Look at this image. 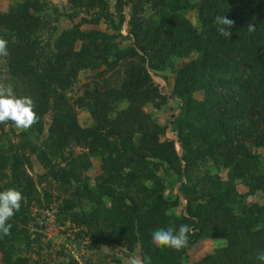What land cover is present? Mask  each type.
<instances>
[{
    "label": "rangeland",
    "instance_id": "obj_1",
    "mask_svg": "<svg viewBox=\"0 0 264 264\" xmlns=\"http://www.w3.org/2000/svg\"><path fill=\"white\" fill-rule=\"evenodd\" d=\"M172 1L132 0L119 8L117 0H0V36L8 40L10 53L0 57V82L17 94L24 87L21 79L29 80L25 96L34 98L38 92L32 80H41L47 71L45 83L55 87L51 96L67 104L53 136L58 146L63 142V150L51 149L62 159L50 156L49 143H42L45 133L0 123V145L19 146L29 139L51 163L40 162L37 153L27 154L33 189L30 201L24 202L26 223L19 219L18 240L6 248L13 251L11 264H127L132 255L150 257L151 264H262L256 256L264 251V145L252 148L255 133L246 131L249 122H242L241 132L246 131L244 144L251 154L260 157L254 167L240 151L233 162L218 156V149L232 141L218 133L209 134L214 157L187 170L184 161L179 167L169 165L163 160L166 151L158 150L164 141H173L182 156L174 124L185 113L190 114L191 149L202 144L208 148L196 130L204 132L214 120L189 106L184 111V100L204 98L202 91H192L190 76L180 89L184 98L171 97L178 71L202 56L189 39L177 38L183 43L168 49L171 41L162 22L165 11L175 14ZM178 1L183 7L174 15L176 22L185 18L203 36L207 27L202 11L215 0ZM136 39L140 46L147 44L146 51L135 46ZM118 49L128 50L127 55H119ZM143 72L149 79L135 89L125 86ZM62 79L65 85L58 84ZM44 120L46 128L49 115ZM73 123L79 128L75 133ZM123 127L131 128L132 136L124 135ZM87 129L98 133L97 144L82 140ZM150 133L157 155L136 158L127 149L150 144L145 139ZM110 163L115 171L108 169ZM181 224L192 228L185 248H167L164 255L153 243L146 245L143 230H178ZM6 257L0 255V264Z\"/></svg>",
    "mask_w": 264,
    "mask_h": 264
},
{
    "label": "trees",
    "instance_id": "obj_2",
    "mask_svg": "<svg viewBox=\"0 0 264 264\" xmlns=\"http://www.w3.org/2000/svg\"><path fill=\"white\" fill-rule=\"evenodd\" d=\"M130 3H132V0H126L125 2H123V0H117V6L119 8L122 5H128ZM226 3L230 4L223 7ZM182 7L183 3L176 0L172 1L170 4V8L175 14L170 12V10L165 11V21L162 22V28L164 27L163 34L167 38L169 37V42L171 41V44L167 47L168 49H173L177 44L183 43V40L189 39L196 45V48L202 52V56L200 60L195 62L196 64L193 63L188 65L185 69L178 71L171 92L173 95H171V97L175 98L181 96V98H184V93L180 92V89L183 88L182 86H185L187 83L185 80H188L190 76L189 82L192 91H202L204 93V98L202 100H193L192 98L191 100H184V111H188L189 106V109L199 110L201 116L202 113H204L214 120H211L208 125L205 126L204 124H200V127L204 126V132L199 129L196 130L199 138L207 143L208 148H204L202 144L195 149H191V140L188 134V131H192L191 124L189 123L190 114L185 113V115H181L177 118L174 124L175 134L181 143L183 151L182 156H178L173 141H164L158 150L166 151V156L163 160L169 165L176 162L179 167L180 161H184L187 170L188 168L195 167L196 162L199 164L214 157L217 151L209 144V142H211L209 134L218 133L225 140L227 139L230 141L232 139L231 144L227 143L223 148L218 149V156L224 159L228 158V161L233 162L237 151H240V153H242L240 156L248 159L253 167L254 164H257V160L259 165L260 157L257 154H251V148H248L247 145L244 144V135L246 131L252 134L255 133L254 140L251 144L252 148H261L264 145V0L258 4H256L255 0H215L208 10L203 8L204 27H207L203 36L201 35L202 32L196 33L185 18L181 19L179 16L177 17L179 18V23L176 22L174 15L178 14ZM217 15H225L228 19L235 21L231 29L232 35L230 38L221 36L217 31L218 26L214 23V19ZM131 20L134 22L132 14ZM123 22L124 17L122 15L120 16L119 24L121 25ZM249 25L255 26L253 31H249ZM92 32L93 31L89 32L88 36H91ZM177 38L184 39L178 42ZM90 39H93L92 43L95 44L96 39L93 38V36ZM98 39L103 41L102 38ZM138 45L139 42L138 39H136L135 46L138 48ZM146 45L147 44H143V46L139 45V48L145 50ZM127 51L128 50L122 51L118 49V54L127 55ZM86 60L88 61V59ZM148 60L152 61V57H149ZM48 72H50V70ZM143 73L144 75L141 76L139 74L131 81L126 82L125 86L131 85L133 86L132 89H135L143 79H149V76L145 75V72ZM47 74L50 75L45 71L40 74L41 80L39 78L32 80V84L36 86V91L38 92L32 99L36 104L35 111L40 119L31 127L29 132L32 133L36 131L37 134L45 133L46 136L42 143H49L47 147L50 156L53 158L59 156V158L62 159L58 151L53 152L51 149L52 147H55L56 150L63 148V142H61V146H58L59 143L53 140V136L57 133L59 125H61L62 116L64 115L63 112L67 104L61 102V97L56 96L54 98L51 96L55 87L50 83H45ZM15 75H18V73ZM201 76L203 77V81H198ZM20 77L27 78V75L23 74ZM18 79L19 78H17V80ZM17 80H15V82H18ZM23 81L24 79H21L24 87L21 91L17 90V95L25 96L27 89H31L30 86L28 88L29 80L26 82ZM65 83L66 81L63 79L58 82V84L61 85H65ZM125 86H123L122 89H125ZM229 86H231L230 92L226 90ZM154 91L156 92L155 88ZM217 108L218 111L215 112ZM252 114L254 115V119L250 120L249 118ZM46 115H49L50 122L45 128L44 119ZM242 122H249L244 132H241V128L245 126V123ZM125 127L121 129L123 134L128 135V137L132 136V129ZM70 128L72 133L79 130L75 123L71 124ZM85 132H87L85 133L86 136L82 135V140H88V143L97 144L99 141L98 133L95 130L88 129L85 130ZM240 135L244 137L243 140ZM19 136L23 138L24 134L21 133ZM74 139L78 138L74 137ZM145 139L149 140L150 144L145 146V142L143 146L138 147L136 150L133 149L134 147L131 144L127 150L136 158L144 157L146 153L148 155H157L153 148L154 145L152 144V141L155 140V136L150 133L146 135ZM214 141L216 142V140ZM21 142L23 143L19 146L18 144L17 146H13L5 142H2L0 145V191H4L8 188H16L20 190L25 197L24 201L21 202L20 210L16 212L14 217L9 221V223L12 224L11 234L7 236H2V234H0V255L4 256L6 254L7 256L5 259L3 258L2 262H4V264H11L12 262L11 255L13 251L11 249L8 252L6 248L18 240L17 237L20 232L19 219L21 218L20 221H22V223H26L24 202L30 201L31 191L33 189V180L28 175L25 167L26 163L29 162V156H27V154L31 156L37 153L36 156L39 158L40 162L47 165L51 164L48 161L49 155L34 147L29 139H23ZM41 145L42 144H40V146ZM221 150H223L222 153L220 152ZM255 156L257 157L254 158ZM130 159L132 158L130 157ZM53 167H56V165L54 164ZM108 169L111 171L116 170L113 163L109 164ZM182 189L183 188H181V190ZM154 230L149 232L142 231L143 237L147 235L146 245L148 243L150 246H154L150 239ZM156 248L160 249L158 252H161V254L165 255L169 253L167 247L156 246Z\"/></svg>",
    "mask_w": 264,
    "mask_h": 264
},
{
    "label": "clouds",
    "instance_id": "obj_3",
    "mask_svg": "<svg viewBox=\"0 0 264 264\" xmlns=\"http://www.w3.org/2000/svg\"><path fill=\"white\" fill-rule=\"evenodd\" d=\"M214 23L218 26L217 31L221 36L230 38L231 29L235 21L228 19L225 15H217ZM255 26L249 25V31ZM8 40L0 36V57L9 56ZM36 104L29 96L17 95L14 88L0 82V123L11 122L16 128L28 130L36 124L40 117L35 111ZM25 197L16 188H8L0 191V234L7 236L11 234L12 224L9 221L21 208V202ZM192 228L187 224H181L178 230L175 227H161L152 233V243L157 247H167L174 250H181L189 243V234ZM256 259L264 264V251L258 252ZM127 264H151V258L141 259L132 255L128 258Z\"/></svg>",
    "mask_w": 264,
    "mask_h": 264
}]
</instances>
